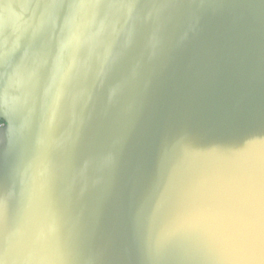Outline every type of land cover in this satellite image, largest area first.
Returning a JSON list of instances; mask_svg holds the SVG:
<instances>
[{
	"label": "water",
	"instance_id": "95a60500",
	"mask_svg": "<svg viewBox=\"0 0 264 264\" xmlns=\"http://www.w3.org/2000/svg\"><path fill=\"white\" fill-rule=\"evenodd\" d=\"M0 121V264H262L264 0H0Z\"/></svg>",
	"mask_w": 264,
	"mask_h": 264
},
{
	"label": "snow or ice",
	"instance_id": "6c2138e0",
	"mask_svg": "<svg viewBox=\"0 0 264 264\" xmlns=\"http://www.w3.org/2000/svg\"><path fill=\"white\" fill-rule=\"evenodd\" d=\"M54 2V0H53ZM245 154L250 157H258L261 161L259 178L251 169L242 170L237 174V187L246 198L248 204V223L254 224L255 217L259 213V243L264 264V138H249ZM255 243V233L252 228L247 231H237L226 239V246L237 253L251 252Z\"/></svg>",
	"mask_w": 264,
	"mask_h": 264
},
{
	"label": "built area",
	"instance_id": "2783aa9c",
	"mask_svg": "<svg viewBox=\"0 0 264 264\" xmlns=\"http://www.w3.org/2000/svg\"><path fill=\"white\" fill-rule=\"evenodd\" d=\"M2 124V122L0 121V125Z\"/></svg>",
	"mask_w": 264,
	"mask_h": 264
}]
</instances>
